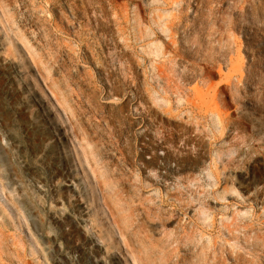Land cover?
Listing matches in <instances>:
<instances>
[{"label":"rangeland","instance_id":"obj_1","mask_svg":"<svg viewBox=\"0 0 264 264\" xmlns=\"http://www.w3.org/2000/svg\"><path fill=\"white\" fill-rule=\"evenodd\" d=\"M182 228L264 241V0H0V264Z\"/></svg>","mask_w":264,"mask_h":264},{"label":"bare ground","instance_id":"obj_2","mask_svg":"<svg viewBox=\"0 0 264 264\" xmlns=\"http://www.w3.org/2000/svg\"><path fill=\"white\" fill-rule=\"evenodd\" d=\"M162 220L164 224L169 221L167 218ZM203 238L202 235L193 233V230L187 232L183 228L167 232L158 238H148L137 231L135 258L138 264H226V258L233 255L232 264L264 263V241L255 243L241 252L229 247L227 239L224 238L220 246L221 251L216 253L214 247L212 250L201 243ZM215 243V240L211 241V245ZM225 252L227 255L223 256ZM246 254H250L251 257Z\"/></svg>","mask_w":264,"mask_h":264}]
</instances>
